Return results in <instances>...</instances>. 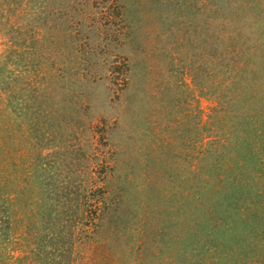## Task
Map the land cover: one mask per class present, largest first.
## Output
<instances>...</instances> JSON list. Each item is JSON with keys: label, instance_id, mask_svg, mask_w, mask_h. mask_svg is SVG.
<instances>
[{"label": "rangeland", "instance_id": "374dc122", "mask_svg": "<svg viewBox=\"0 0 264 264\" xmlns=\"http://www.w3.org/2000/svg\"><path fill=\"white\" fill-rule=\"evenodd\" d=\"M0 264H264V0H0Z\"/></svg>", "mask_w": 264, "mask_h": 264}]
</instances>
